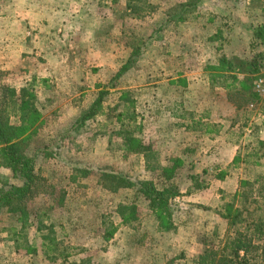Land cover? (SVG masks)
I'll return each instance as SVG.
<instances>
[{
  "label": "rangeland",
  "instance_id": "1",
  "mask_svg": "<svg viewBox=\"0 0 264 264\" xmlns=\"http://www.w3.org/2000/svg\"><path fill=\"white\" fill-rule=\"evenodd\" d=\"M29 1H0V115L22 126L24 90L39 114L20 139L36 187L0 214V264H204L235 230L264 245V0H203L187 20L180 5L200 0ZM223 57L259 72L233 85ZM165 167L181 191L169 217L104 177L161 188ZM20 184L0 164V192Z\"/></svg>",
  "mask_w": 264,
  "mask_h": 264
},
{
  "label": "trees",
  "instance_id": "2",
  "mask_svg": "<svg viewBox=\"0 0 264 264\" xmlns=\"http://www.w3.org/2000/svg\"><path fill=\"white\" fill-rule=\"evenodd\" d=\"M202 1H190L186 4L180 5L181 15L174 16L177 20H187L189 15L196 12L199 9ZM140 49L134 50L127 63L117 73L115 80L120 79L125 75L137 62L140 55ZM221 67L219 71L222 77L230 79L232 84L235 85L240 81L239 74H245V67L249 68V72L258 73V67L256 64L247 63L242 60H230L225 57L221 59ZM262 62V60H261ZM253 69V70H252ZM261 70V67H260ZM260 73V72H259ZM24 95L20 106L18 107V113L22 115V126H12L8 121L2 119L0 115V164L11 170L15 179H18L20 185H5L0 192V214L3 210H9L11 213L19 211L20 205L31 198L34 188L36 187L37 176L35 173V159L27 155L25 149L22 148L23 142L20 139L29 130V126H32L39 114L34 108L33 103L25 101L28 94L27 90L23 91ZM104 93H101L99 98L93 103V105L82 114L78 120L80 126L93 119L102 111ZM258 98V97H257ZM258 100H260L258 98ZM16 104V103H15ZM184 118V117H181ZM185 128L190 131H202L207 128V125L203 123L202 119H193L191 124L185 125ZM165 175L166 184L161 188L158 187L153 181L132 183L123 178L116 177L114 175H105L109 180H113L120 184L121 188L135 187L137 193L142 195L146 201L149 202V208L157 213L170 216V208L173 205V200L176 199L181 191L175 183L170 184V181L174 177L175 167H165L161 169ZM117 184V185H118ZM193 188L195 190H203V187L199 184L197 179L194 178ZM191 188L188 193L193 191ZM110 190H116L111 188ZM227 208H232L228 205ZM229 211V210H228ZM125 222L128 220L125 215L122 216ZM232 225H236L238 218L231 217ZM261 233V231H259ZM256 235H243L241 231L235 230L234 238L229 241L226 239L225 245L220 250H211L207 252L203 261L204 264H264V245L256 242Z\"/></svg>",
  "mask_w": 264,
  "mask_h": 264
},
{
  "label": "built area",
  "instance_id": "3",
  "mask_svg": "<svg viewBox=\"0 0 264 264\" xmlns=\"http://www.w3.org/2000/svg\"><path fill=\"white\" fill-rule=\"evenodd\" d=\"M255 88L259 95L264 98V54L262 57V62H261V70L259 73V76L255 82ZM260 118L264 120V112L259 115Z\"/></svg>",
  "mask_w": 264,
  "mask_h": 264
},
{
  "label": "crops",
  "instance_id": "4",
  "mask_svg": "<svg viewBox=\"0 0 264 264\" xmlns=\"http://www.w3.org/2000/svg\"><path fill=\"white\" fill-rule=\"evenodd\" d=\"M2 1V3H6V4H9L12 6V4L10 3H13V2H24L25 6H24V9L28 10V9H32V8H35V4H36V1H29V0H0ZM57 1V0H55ZM59 2H62V0H58ZM19 6L17 5L16 8H18Z\"/></svg>",
  "mask_w": 264,
  "mask_h": 264
}]
</instances>
